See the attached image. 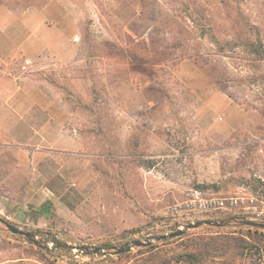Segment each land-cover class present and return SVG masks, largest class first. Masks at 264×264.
Returning a JSON list of instances; mask_svg holds the SVG:
<instances>
[{
    "label": "rangeland",
    "instance_id": "1",
    "mask_svg": "<svg viewBox=\"0 0 264 264\" xmlns=\"http://www.w3.org/2000/svg\"><path fill=\"white\" fill-rule=\"evenodd\" d=\"M9 2L13 9L2 5ZM0 3V10L43 19L59 34L56 46H72L64 56L46 49L10 65L55 91L68 131L82 141L42 167L19 163L17 149L0 140V264L144 262L143 246L115 249L135 239L157 243L154 236L176 230L170 207L192 187L251 194V210H262L199 214L193 222L224 223L192 232L246 233L234 220L264 223V58L237 38L247 33L264 44V0ZM3 221L51 231L72 255L41 252ZM158 244L167 258L178 251L174 242Z\"/></svg>",
    "mask_w": 264,
    "mask_h": 264
},
{
    "label": "crops",
    "instance_id": "2",
    "mask_svg": "<svg viewBox=\"0 0 264 264\" xmlns=\"http://www.w3.org/2000/svg\"><path fill=\"white\" fill-rule=\"evenodd\" d=\"M39 13L42 17L43 12ZM28 17L0 10V140L17 149L19 163L34 160L44 167L54 152H76L82 141L68 131L67 110L55 91L37 76L18 75L10 64L21 57L28 60L46 49L55 48L64 56L72 52V46H56L59 34L55 36L50 28L45 29L40 22L43 19L33 21ZM50 190L53 188L49 186Z\"/></svg>",
    "mask_w": 264,
    "mask_h": 264
},
{
    "label": "trees",
    "instance_id": "3",
    "mask_svg": "<svg viewBox=\"0 0 264 264\" xmlns=\"http://www.w3.org/2000/svg\"><path fill=\"white\" fill-rule=\"evenodd\" d=\"M1 5V3H0ZM7 8H12L11 2L2 4ZM237 38L241 41V45L250 54H254L257 58H264V44L261 37H252L247 33H241ZM216 41V40H215ZM218 43V42H217ZM238 219L237 217H235ZM239 226L246 228V233H216V234H198L192 232L191 229L185 230L181 235L158 240L157 243H151L142 247L143 253H147V257L143 260H136L134 264H218L217 259H221L223 264H262L264 262V227L259 224H247L244 220H234ZM261 221V220H260ZM255 221L263 223L262 221ZM9 222V221H3ZM10 223V222H9ZM133 233L134 230H128ZM33 238L40 236L39 240H32L25 237V241L36 246L39 251L51 253L52 250H59L66 254L72 255L70 246L55 237L51 231H44L36 228L32 231ZM126 236V234H123ZM48 242L52 245L48 246ZM174 242L178 251L167 258L163 256L159 250V244L162 245ZM107 249L111 248L110 244H104ZM82 253L92 255L89 250L81 248ZM127 252L121 253L126 255ZM57 257L56 255H54ZM101 256V254H100ZM73 259L77 261L74 257ZM104 259H111L109 256Z\"/></svg>",
    "mask_w": 264,
    "mask_h": 264
},
{
    "label": "built area",
    "instance_id": "4",
    "mask_svg": "<svg viewBox=\"0 0 264 264\" xmlns=\"http://www.w3.org/2000/svg\"><path fill=\"white\" fill-rule=\"evenodd\" d=\"M255 200L256 198L251 194L246 197L219 196L208 193L202 188L192 187L185 190L182 198L171 205L170 212L172 216L181 217L180 220L175 217L176 221L173 222V225L178 229L184 227L187 222H193L194 217L199 214L241 209L243 214L260 216L262 210H251Z\"/></svg>",
    "mask_w": 264,
    "mask_h": 264
},
{
    "label": "water",
    "instance_id": "5",
    "mask_svg": "<svg viewBox=\"0 0 264 264\" xmlns=\"http://www.w3.org/2000/svg\"><path fill=\"white\" fill-rule=\"evenodd\" d=\"M223 223L224 222L221 221V220L201 219V220H197L195 222H189V223L185 224V226L182 227V228H178V229H176L174 231H171V232H168V233L159 234L157 236H154L153 238L156 239V240L169 239V238H173V237L181 235L187 229L196 228V227H198V226H200L202 224L217 226V225H221ZM246 223L247 224H259V225L264 227V223H257L255 221H246ZM4 224L7 227V229H9L12 233H17V234L24 235V236L29 237V238H31L32 240L35 241V238H33L32 232L22 230V229L18 228L17 226H14L13 224H11L9 222H4ZM150 243H151V240L143 241V240L135 239L131 243L127 242L125 246H121L119 248H116L115 252L116 253H120L122 251L130 249L134 245L135 246H144V245H149ZM93 251L94 252H99L100 248L99 247H95V248H93Z\"/></svg>",
    "mask_w": 264,
    "mask_h": 264
}]
</instances>
